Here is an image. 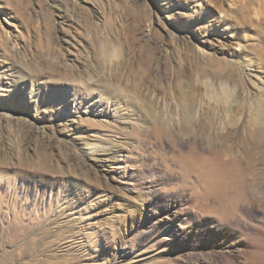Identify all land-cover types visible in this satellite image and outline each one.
<instances>
[{
  "label": "rangeland",
  "instance_id": "obj_1",
  "mask_svg": "<svg viewBox=\"0 0 264 264\" xmlns=\"http://www.w3.org/2000/svg\"><path fill=\"white\" fill-rule=\"evenodd\" d=\"M39 259L264 264V0H0V264Z\"/></svg>",
  "mask_w": 264,
  "mask_h": 264
},
{
  "label": "bare ground",
  "instance_id": "obj_2",
  "mask_svg": "<svg viewBox=\"0 0 264 264\" xmlns=\"http://www.w3.org/2000/svg\"><path fill=\"white\" fill-rule=\"evenodd\" d=\"M262 92V91H261ZM253 106H254V103H250V106H249V113H251V111H252V109H253ZM226 158V157H225ZM224 157H223V155L222 156H219L218 157V159L222 162V161H226V159H225ZM191 159L192 160H194V159H196L194 156H191ZM200 163H204V161H201ZM205 164V163H204ZM238 181V180H237ZM71 188V181L69 180V179H66L65 180V182H64V191H68L69 189ZM32 223V222H31ZM26 228V225H24V226H22L21 227V230H25V228ZM30 254H32V251H31V249L30 248H25L24 249V251H23V253H21V254H19L18 255V257L19 258H22V257H25V256H28V255H30ZM48 257H50V255H48ZM50 260V259H49ZM52 261V260H51ZM51 261H48V259H43V260H40L39 259V263L38 264H48V263H52Z\"/></svg>",
  "mask_w": 264,
  "mask_h": 264
}]
</instances>
